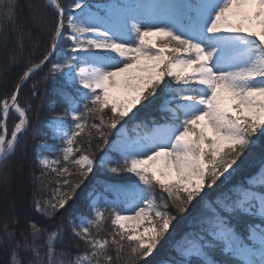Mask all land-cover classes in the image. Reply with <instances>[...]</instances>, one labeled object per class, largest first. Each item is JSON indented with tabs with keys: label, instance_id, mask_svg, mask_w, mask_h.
Masks as SVG:
<instances>
[{
	"label": "snow or ice",
	"instance_id": "snow-or-ice-1",
	"mask_svg": "<svg viewBox=\"0 0 264 264\" xmlns=\"http://www.w3.org/2000/svg\"><path fill=\"white\" fill-rule=\"evenodd\" d=\"M19 6L0 0V78L28 63L0 98V178L27 156L31 99L51 83L48 139L32 146V206L48 226L15 211L0 219L3 264H148L178 216L188 226L169 264H264V150L236 179L264 140V0H44L27 5L26 31ZM98 169L112 175L78 212Z\"/></svg>",
	"mask_w": 264,
	"mask_h": 264
},
{
	"label": "trees",
	"instance_id": "trees-1",
	"mask_svg": "<svg viewBox=\"0 0 264 264\" xmlns=\"http://www.w3.org/2000/svg\"><path fill=\"white\" fill-rule=\"evenodd\" d=\"M17 2L20 6L16 8V13H18V16L15 23L17 25L18 31H26L30 27V9L27 7V5L29 3H43L44 0H17ZM59 2L67 9L73 4L74 0H59ZM88 2L92 4H98L105 2V0H88ZM9 28H11V25H9ZM33 35H35V33H33ZM23 42L25 44L26 50L32 49L37 44L36 39L29 41L26 35ZM13 43H15L14 38L12 43H10L8 46L9 50L12 48ZM45 43L46 39L42 38L40 41V46L35 48V54L32 57L33 62H39V60L42 58V52ZM67 43L68 42L65 40L62 46H66ZM4 51V49H0V63L3 62ZM27 66L28 63L26 58L24 61L19 63L18 66L14 67L10 73H8L7 80L0 78V98L12 92L15 83L19 81L20 74L26 69ZM48 70V67H45L42 71L36 72L28 82L24 83L20 96L22 104L26 99L29 98V90L32 87V84L39 80L40 77L48 72ZM51 87V83L47 85V88L43 82L38 84L39 96L37 98L31 99L33 109L29 112V116L33 125L31 135H33L35 139L28 140L27 156L22 157L18 152L16 156L13 157L12 165L10 167L9 183L5 185L3 183V178H0V219L5 216H8V218L11 219L12 213L15 211L22 217L24 215H28L38 224L46 227L48 226V221L42 218L39 213H36L32 206L33 197H39L41 195V193L36 189V185L33 181V173H35V175H39L40 170L33 159L32 146L48 139L45 134L47 131L45 124L49 117L53 115V113L48 111L49 104L52 100ZM42 102L44 105L43 108L37 110L38 106L41 105ZM57 110L59 111L60 109L58 108ZM146 111L147 110L142 109L140 116L143 117ZM17 119L18 117L14 113L11 114L8 122L9 130H11ZM262 150H264V140L258 143L252 156V162L242 170L241 174L236 176V179H241L244 175L256 170ZM97 157H99V152H97ZM111 175L112 174L106 173L104 170L99 169L96 170L95 175H90L88 180L85 181V185L82 186L81 190H79L77 193L76 202L73 205L74 209H76L78 212H83L86 214L85 206L89 189L95 186L97 183H103L105 178ZM128 177H131V174L122 173L120 177H114V179L120 180L122 178ZM132 179H134V177H132ZM13 202L16 205L15 209L10 207V204ZM65 215H67V213H65ZM57 222H59V218ZM23 223L24 221L21 220V225H23ZM187 226L188 222L183 217L178 216L177 220L170 227V235L166 236L164 240L161 241V245L158 247V249L147 258L148 264H169V262L174 258L173 243L180 239ZM57 250H60V245H57ZM0 264H3L2 250H0ZM140 264H144V262L141 261Z\"/></svg>",
	"mask_w": 264,
	"mask_h": 264
},
{
	"label": "rangeland",
	"instance_id": "rangeland-1",
	"mask_svg": "<svg viewBox=\"0 0 264 264\" xmlns=\"http://www.w3.org/2000/svg\"><path fill=\"white\" fill-rule=\"evenodd\" d=\"M103 3V2H102ZM98 4H100V3H98Z\"/></svg>",
	"mask_w": 264,
	"mask_h": 264
}]
</instances>
